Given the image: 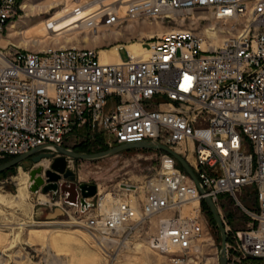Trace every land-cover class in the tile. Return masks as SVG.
Returning a JSON list of instances; mask_svg holds the SVG:
<instances>
[{"label": "built area", "instance_id": "1", "mask_svg": "<svg viewBox=\"0 0 264 264\" xmlns=\"http://www.w3.org/2000/svg\"><path fill=\"white\" fill-rule=\"evenodd\" d=\"M75 1L77 15L92 4L81 19L89 37L174 13L190 16V27L206 14L204 33L227 36L214 46L216 35L173 29L143 52L120 45L112 63L99 55L107 45L0 48V159L65 147L81 130L111 148L164 145L191 167L203 194L172 155L146 150L159 155L155 174L119 184L116 207L85 220L98 249L110 255L154 220L146 247L160 264H186L210 232L201 210L208 197L226 233L227 264L264 261V0ZM14 5L0 1V35ZM192 201L197 210L183 213ZM227 203L241 215L237 230L224 214Z\"/></svg>", "mask_w": 264, "mask_h": 264}, {"label": "rangeland", "instance_id": "2", "mask_svg": "<svg viewBox=\"0 0 264 264\" xmlns=\"http://www.w3.org/2000/svg\"><path fill=\"white\" fill-rule=\"evenodd\" d=\"M86 1L88 0H81L83 3ZM75 2V0H15L13 14L6 30L0 35V40H8L9 43L5 46L0 45V48L12 47L21 51L40 53L45 49L72 46L88 49L107 45V49H110L113 46L119 48L120 45L136 44L144 47L156 36L173 29L193 28L197 34L205 36L204 30L211 25L210 22L199 21L194 22L195 24L190 27V16L189 19L183 17L185 19L183 24L178 23L182 19L180 17L167 21L135 20L122 24L120 30L114 29L120 33L118 40L108 35L110 32L108 31L102 41L94 43L92 38L85 40V31L79 28L74 29L75 32H68L71 38L69 40L64 37L55 41L38 39V36L48 35L49 32L45 30L47 22L54 19L57 14L69 15ZM12 24H17L16 32L20 35L9 37L14 33L10 32ZM71 34L75 37H71ZM224 36L227 35L220 34L214 46L219 44ZM120 55L123 59L126 58L124 51H120ZM104 140L101 136L94 137L91 132L81 130L78 136L65 143V148L85 154L106 151L111 147L105 146ZM158 158L156 152L131 149L91 162L70 160L68 168L74 172L76 181L97 187V194L91 199L92 208L87 214H82L78 206H71L61 199H52L50 194L32 193L28 187V180L29 170L34 166L28 160L0 172V264H160L163 258L150 252L146 247L147 238L155 230L154 220L125 245L110 252V255H104L98 249L94 236L85 224L88 216L91 218L92 215L104 213L99 198L108 196L107 200L113 201L119 184L123 182L139 184L145 177L153 176L157 169ZM11 159H0V164ZM21 191L24 194L20 199ZM42 198L45 199L44 203ZM108 206L109 204L106 205ZM201 210L202 214H205L210 232L202 236L199 251L190 255L186 264H219L220 233L205 203H202ZM223 210L231 229L237 230L242 226L239 220L241 215L231 207L230 203H227ZM48 223L61 225L60 228L54 229L47 227ZM242 264H264V261L248 260Z\"/></svg>", "mask_w": 264, "mask_h": 264}, {"label": "water", "instance_id": "3", "mask_svg": "<svg viewBox=\"0 0 264 264\" xmlns=\"http://www.w3.org/2000/svg\"><path fill=\"white\" fill-rule=\"evenodd\" d=\"M131 149H146V150H159L169 155H172L183 171L188 174L192 182L195 184L200 194H203V190L199 186V182L188 164L184 159L169 150L164 145L158 143H138V144H122L120 146L108 148L106 151L85 154L73 152L65 147L56 146H43L28 152L25 155L12 158L10 161L0 164V172L10 169L24 161H29L34 167L29 170L28 187L32 193H38L42 195H51V198L61 199L63 202L71 205L78 206L81 211L87 210L92 207V203L88 202L96 196V185H89L86 183H78L75 178V174L67 167V158L71 160L82 161H95L106 159L107 157L117 155L123 151ZM43 160L48 161L46 168L36 167ZM209 213L212 215L213 221L217 230H219L221 238V250L218 262L219 264H227L226 261V233L223 228L217 209L208 197H205L204 202Z\"/></svg>", "mask_w": 264, "mask_h": 264}, {"label": "bare ground", "instance_id": "4", "mask_svg": "<svg viewBox=\"0 0 264 264\" xmlns=\"http://www.w3.org/2000/svg\"><path fill=\"white\" fill-rule=\"evenodd\" d=\"M90 5H92V4H89V5H87L85 8H83V12H81L80 14H76V13H74V11L71 9V11H70V13H69V15H68V13H61V14H57V16L53 19H51L50 21H48L47 22V24H46V27H45V30L47 31V32H49L48 33V35L47 34H43V35H41V36H38V39H40V40H43V39H45V40H53V41H55L56 39H59V38H61V37H64L66 40H69V39H71L70 37H69V34L70 33H68V32H71V31H73V32H75L74 31V29H80V30H85L84 29V26H82V23H81V19L84 17V15L87 13V8L90 6ZM26 7L27 6H25L24 7V9H26ZM66 15H68L67 17H66ZM64 17H66L65 19H61V20H59L60 18H64ZM170 17L174 20H176L177 18H182V19H180L179 20V22L178 23H180V24H183V21L185 20L184 18L185 17H187L185 14H173V15H170ZM184 17V18H183ZM200 17L202 18V20H208V15H206V14H200ZM62 20H64L63 22H60V21H62ZM128 28H130V26L128 27ZM16 30H17V24H12L11 25V27H10V32L11 31H13L14 33H11V35L9 36V37H11L12 35H20V33H18V32H16ZM60 30V31H59ZM113 31H111V30H109L110 32H108V31H105V30H103L101 33H100V35H97V36H95V37H89L88 35H86V37L84 38L85 40H90L91 38V40H92V42H97L98 41V43L100 42V41H102L104 38H105V34H107V32L109 33L108 35H110V36H112V37H114V39L115 40H118V38H119V32H117V31H114V29H112ZM120 30V29H119ZM63 32L65 33V32H67V33H65V34H63ZM72 33V32H71ZM205 33H207L208 35H210V34H212V33H208V31L206 32L205 31ZM76 34V33H75ZM72 35V34H71ZM213 36H215L216 35V37L215 38H218L219 37V35H217V34H212ZM212 35H210V36H212ZM71 37H75V35H72ZM9 43V41L8 40H0V45L1 46H5V45H7ZM24 43V42H23ZM127 47V49H128V51H130V52H132L133 54H136L137 52H140V51H142L143 52V49H141V47L140 46H138V45H136V44H130V45H127L126 46ZM45 50H47V49H45ZM117 50H118V47H116V46H113V47H111L110 49H107V50H104V51H100L99 52V55H100V57H101V60H102V62L104 63H112V62H115L116 60L118 61V59H119V57H118V55L116 54V52H117ZM44 51V50H43ZM39 53V52H38ZM121 56V55H120ZM37 166H40V167H42V168H46L47 166H48V161H46V160H43L42 162H40ZM23 190V189H22ZM24 193L21 191V194L19 195V197H20V199L21 198H23L22 197V195H23ZM41 196V195H40ZM110 196V195H109ZM17 198H18V196H17ZM45 198V197H44ZM44 198H42V203H44L45 202V199ZM111 198H113V197H111ZM108 199V196H106V197H103L102 196V198H99V201H100V206L101 207H103V211H104V213H108L109 211H111L112 209H114L115 207H116V204H117V201H115V200H113V201H111V199H109V200H107ZM88 202H90V201H88ZM105 204V205H104ZM109 204V206L108 207H106V205H108ZM98 205V204H97ZM102 209V208H101ZM197 210V203L196 202H194V201H192V202H190V203H188V205L186 206V207H184V209H183V213H186V214H188V213H190V212H194V211H196ZM104 213H102V214H104ZM218 213V212H217ZM54 224V223H53ZM58 223H56L55 225H50L49 223L46 225L47 227L49 226V227H52V228H54V229H58V228H60V225L58 224ZM33 231V230H32ZM36 232V231H35ZM17 237V236H16ZM52 238V237H51ZM54 238V237H53ZM52 241H54V240H52ZM52 243H55V242H52Z\"/></svg>", "mask_w": 264, "mask_h": 264}, {"label": "trees", "instance_id": "5", "mask_svg": "<svg viewBox=\"0 0 264 264\" xmlns=\"http://www.w3.org/2000/svg\"><path fill=\"white\" fill-rule=\"evenodd\" d=\"M95 137V135H93Z\"/></svg>", "mask_w": 264, "mask_h": 264}]
</instances>
